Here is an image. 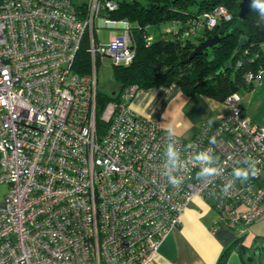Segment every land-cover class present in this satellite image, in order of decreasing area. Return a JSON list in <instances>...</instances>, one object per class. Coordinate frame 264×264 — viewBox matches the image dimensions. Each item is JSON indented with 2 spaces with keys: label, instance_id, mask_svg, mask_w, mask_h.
<instances>
[{
  "label": "built area",
  "instance_id": "2783aa9c",
  "mask_svg": "<svg viewBox=\"0 0 264 264\" xmlns=\"http://www.w3.org/2000/svg\"><path fill=\"white\" fill-rule=\"evenodd\" d=\"M117 5L0 0V264H154L195 197L213 200L232 229L264 214V123L245 115L238 92L221 100L223 117L177 135L182 159L209 147L220 157L223 172L208 183L192 165L180 185L167 182L165 129L132 109L134 84L98 111V62L127 65L135 54L129 22L103 14ZM205 17L210 27L230 13L219 5ZM99 23L120 30L103 42ZM82 47L86 72L76 68ZM249 156L259 174L225 194L236 161Z\"/></svg>",
  "mask_w": 264,
  "mask_h": 264
},
{
  "label": "trees",
  "instance_id": "16d2710c",
  "mask_svg": "<svg viewBox=\"0 0 264 264\" xmlns=\"http://www.w3.org/2000/svg\"><path fill=\"white\" fill-rule=\"evenodd\" d=\"M116 1V10L107 15L129 22L135 47L129 64L113 65L121 89L129 84L136 89L177 84L184 93L199 92L222 100L240 89H252L257 71L264 68V24L250 8V1L243 16L239 15L241 0ZM219 5L229 11L230 18L220 17L208 27L205 13ZM166 21L175 22L177 28L149 39L147 26ZM191 26L193 31L186 34ZM213 35L218 36L216 43L189 57L198 43ZM242 37L245 40L237 47ZM88 66V53L82 47L76 68L86 72ZM247 72L253 73L250 80L245 79ZM110 98L98 91V111Z\"/></svg>",
  "mask_w": 264,
  "mask_h": 264
},
{
  "label": "crops",
  "instance_id": "0c3cea01",
  "mask_svg": "<svg viewBox=\"0 0 264 264\" xmlns=\"http://www.w3.org/2000/svg\"><path fill=\"white\" fill-rule=\"evenodd\" d=\"M165 23L168 25H164L162 30L158 27V30H151V33L148 25L146 29L149 39H155L156 36L177 28L173 21ZM99 25L101 28H111L102 35L100 32L103 31L99 30L97 38L103 42L107 41L112 29L120 30V26L115 24ZM238 94L245 115L254 122L264 123V68L253 88L239 90ZM130 105L134 111L164 129L172 124L177 135L186 139L192 136L202 121L217 120L228 111L221 100L199 92L184 93L177 84L138 88ZM214 208L209 205V201L200 197L191 200L180 224L171 229L162 240L154 264H256L254 255L245 251L248 246L242 239L243 235H239L236 229L225 226L219 211ZM262 215L253 222L262 221ZM224 251L226 254L223 259Z\"/></svg>",
  "mask_w": 264,
  "mask_h": 264
},
{
  "label": "clouds",
  "instance_id": "9594fccd",
  "mask_svg": "<svg viewBox=\"0 0 264 264\" xmlns=\"http://www.w3.org/2000/svg\"><path fill=\"white\" fill-rule=\"evenodd\" d=\"M250 8L258 14L259 22L264 24V0H250ZM212 121H209L211 124ZM166 133V147L164 159L161 165L162 172L167 182L176 187L182 183L183 172L190 171L189 166H197L199 171L196 173V179L202 183H208L213 178L218 177L223 172L220 164V157L214 154L211 147L195 152L187 159L181 158L180 149L177 147V132L172 124L164 130ZM210 144H215L216 139L212 137ZM189 147H192L189 145ZM237 167L231 172V178L222 186V191L227 194L237 181L247 182L250 178L256 177L260 169L257 167V161L252 157H245L237 160Z\"/></svg>",
  "mask_w": 264,
  "mask_h": 264
},
{
  "label": "rangeland",
  "instance_id": "374dc122",
  "mask_svg": "<svg viewBox=\"0 0 264 264\" xmlns=\"http://www.w3.org/2000/svg\"><path fill=\"white\" fill-rule=\"evenodd\" d=\"M74 1L76 3H81L86 0H74ZM103 14L107 15L106 12H103ZM164 25H168V24L165 22L151 24L148 31H150L151 33L152 32L151 30H158V27L161 28L162 30ZM100 30L103 31L102 33L100 32V34L102 35V34H106L109 30H111V28H101ZM121 88L122 87L120 85V82L114 76V66L112 64V60L110 57L105 56L103 60L102 61L100 60L97 64V89L102 94H106L109 97H111L110 99H112V98H116L119 95V93L122 90ZM242 90L243 89H240V91ZM7 189H8L7 184L4 183L0 184V200L2 199ZM212 203L213 200H210L209 205L213 206ZM236 231L238 232L239 235H243L242 239L247 243L246 245L248 247L245 248L246 253L251 252L254 255L256 259V264H264V215H262V221L251 222L249 225L245 227L237 228Z\"/></svg>",
  "mask_w": 264,
  "mask_h": 264
},
{
  "label": "water",
  "instance_id": "95a60500",
  "mask_svg": "<svg viewBox=\"0 0 264 264\" xmlns=\"http://www.w3.org/2000/svg\"><path fill=\"white\" fill-rule=\"evenodd\" d=\"M249 1L250 0H241L239 3L240 9H239V15L243 16L245 11L247 10L248 6H249ZM218 40V36L217 35H213L211 37L206 38L205 40L201 41L200 43H198L195 48L193 49L192 53L189 55V57L193 56L195 53H197L198 51H200L201 49H203L204 47L210 46L214 43H216ZM245 40V37H242L240 39V41L237 44V47H239L242 42Z\"/></svg>",
  "mask_w": 264,
  "mask_h": 264
}]
</instances>
